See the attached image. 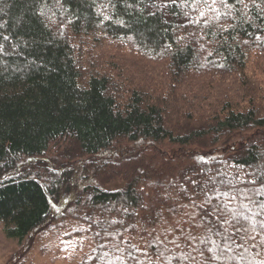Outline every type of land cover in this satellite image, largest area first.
Segmentation results:
<instances>
[{"label":"trees","instance_id":"obj_1","mask_svg":"<svg viewBox=\"0 0 264 264\" xmlns=\"http://www.w3.org/2000/svg\"><path fill=\"white\" fill-rule=\"evenodd\" d=\"M263 79L264 0H0L6 236L68 228L94 241L78 264H264Z\"/></svg>","mask_w":264,"mask_h":264},{"label":"rangeland","instance_id":"obj_2","mask_svg":"<svg viewBox=\"0 0 264 264\" xmlns=\"http://www.w3.org/2000/svg\"><path fill=\"white\" fill-rule=\"evenodd\" d=\"M261 82V75L258 72L253 73V83L259 87ZM242 84L239 81H229L219 91L227 93L232 90L231 93H236L241 90ZM238 95H241V91ZM27 245L9 239L4 226L0 224V264H78V259L92 250L94 241L86 236L76 237L67 228L40 232L32 237ZM25 249L27 251L22 253Z\"/></svg>","mask_w":264,"mask_h":264},{"label":"snow or ice","instance_id":"obj_3","mask_svg":"<svg viewBox=\"0 0 264 264\" xmlns=\"http://www.w3.org/2000/svg\"><path fill=\"white\" fill-rule=\"evenodd\" d=\"M195 2H204L207 4L208 0H195ZM219 2L223 5V6H227L228 5V0H219ZM173 3H175V0H173ZM217 3V0H211V4L214 6L215 4ZM237 3H243V0H237ZM210 11H217L214 7H210L209 8ZM206 14L201 11L200 12V16L201 17H204ZM226 15V14H225ZM243 195L244 198L246 200H248L249 202H252V197L245 194V193H241V192H236V194H232V192L230 190L228 191H224V192H221L219 193V195L217 196V199H219L221 196L222 197H226L228 201H232V200H236L239 196ZM245 208H247V205H243ZM260 208L261 209H264V203H260ZM228 208V204L227 203H224L223 204V207L221 206V204H217L216 206V212L219 213L220 215H223L224 212H223V209H226ZM254 215H259V213H255ZM227 222V221H225ZM260 228H261V231H264V222H260ZM253 231H255V228H253ZM253 240L256 239L255 236H252L251 237ZM262 243H264V241H262Z\"/></svg>","mask_w":264,"mask_h":264}]
</instances>
